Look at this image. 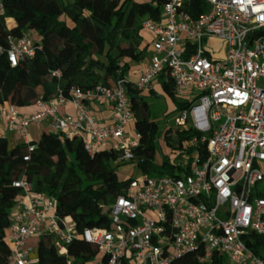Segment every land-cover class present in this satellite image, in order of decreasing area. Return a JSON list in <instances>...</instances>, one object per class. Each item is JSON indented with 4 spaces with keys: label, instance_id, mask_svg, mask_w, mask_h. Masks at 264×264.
Listing matches in <instances>:
<instances>
[{
    "label": "built area",
    "instance_id": "obj_1",
    "mask_svg": "<svg viewBox=\"0 0 264 264\" xmlns=\"http://www.w3.org/2000/svg\"><path fill=\"white\" fill-rule=\"evenodd\" d=\"M142 29L152 35V55L133 86L143 92L166 74L175 98L190 104L174 120L190 134L176 146L174 173L138 174L111 207V228L81 234L56 217L53 201L32 194L22 176L12 185L26 202H18L10 216L7 264H33L43 236L59 240L66 264H82L67 255L78 239L96 249L91 264H175L191 254L198 264H212L214 256L223 257V264H264L244 242L250 235L264 239V0H167L160 20H146ZM211 43L218 50L222 45L219 58ZM37 49L34 37L12 41L9 66L33 59ZM53 76L60 78L58 72ZM126 83L87 93L72 89L69 97L59 93L38 101V111L29 117L0 107V139L19 132L33 152L29 128L48 123L63 140L81 137L89 156L110 143L120 162L135 163L140 137L128 133L132 112ZM89 103L110 106V125L98 126ZM66 105L74 115L61 112Z\"/></svg>",
    "mask_w": 264,
    "mask_h": 264
},
{
    "label": "trees",
    "instance_id": "obj_2",
    "mask_svg": "<svg viewBox=\"0 0 264 264\" xmlns=\"http://www.w3.org/2000/svg\"><path fill=\"white\" fill-rule=\"evenodd\" d=\"M167 0H2L0 15V107L17 110L35 106L38 101H50L59 93L69 97L72 89L82 93L98 87L112 88L125 79L128 62L139 64L146 58L148 46H143L142 24L159 21ZM200 13L205 12V6ZM197 16V15H195ZM15 27L7 29L6 21ZM35 37L38 49L33 59L11 68L6 52L12 41ZM58 72L60 78L53 76ZM168 79L166 74H161ZM160 75V76H161ZM129 99L133 131L140 137L133 151L135 163L123 165L137 169L139 175L160 177L172 175V157L162 155L155 164L159 135L169 145L173 134L177 146L190 138L188 132L170 127L163 131L150 121V111L142 92L132 83L125 84ZM166 96L175 106L174 114L189 107V103L174 97L172 83L163 84ZM172 114V113H171ZM169 114V115H171ZM83 139L63 140L59 135L43 133L38 142L11 145L0 139V264H7L10 249L5 242L9 220L21 190L12 185L26 176L31 193L44 195L54 203V214L74 226L81 234L85 229L109 230L111 207L124 194L132 177L119 181L114 164L119 154L110 144L89 156L83 149ZM28 158V161H24ZM246 248L264 260V239L250 235ZM74 262L91 264L96 249L81 239L67 247ZM36 264H66L65 256L55 247L52 236H43L36 250ZM223 257L214 256L212 264H223ZM175 264H198L194 254L184 256Z\"/></svg>",
    "mask_w": 264,
    "mask_h": 264
},
{
    "label": "crops",
    "instance_id": "obj_3",
    "mask_svg": "<svg viewBox=\"0 0 264 264\" xmlns=\"http://www.w3.org/2000/svg\"><path fill=\"white\" fill-rule=\"evenodd\" d=\"M138 1V0H136ZM6 26L8 30H11L15 27V23L13 20H7ZM143 37V46H148L146 50V58L140 62L139 64H134L131 62H128L129 64V72L125 76V80L129 83H134L137 79V72L139 68L148 62L149 58L152 55L151 50V42H152V35L146 31H142L141 33ZM168 79L161 75L157 77L150 85L148 89L142 92L143 98H145V101L148 105L149 111H150V121L155 123L159 130H164L168 127L169 121L168 116L171 114V111L174 109L173 103L171 100L166 96L163 88V84L167 82ZM175 97V96H174ZM178 100V99H177ZM179 101V100H178ZM87 108L89 111L93 114L95 117L98 126H107L110 125V113L111 109L110 106L107 104H99V103H89L87 105ZM38 111V109L35 106L24 108L18 110V112L26 117H29L33 114H35ZM62 113L68 114V115H74L75 111L71 107V105H66L61 109ZM178 114H175L173 122ZM133 122H131L128 133H134L133 131ZM160 123H164L163 125H160ZM2 130L5 128L6 124L5 122L2 123ZM43 133H52L48 127V123H41L38 125H32L28 130L27 135V141L28 142H38L41 135ZM6 139L10 142V144L13 145H20L25 144V140L23 139V135L19 132H12L7 134ZM110 143H108L109 145ZM18 202H26V199L19 198ZM17 203L15 206H17ZM33 243V242H32Z\"/></svg>",
    "mask_w": 264,
    "mask_h": 264
},
{
    "label": "rangeland",
    "instance_id": "obj_4",
    "mask_svg": "<svg viewBox=\"0 0 264 264\" xmlns=\"http://www.w3.org/2000/svg\"><path fill=\"white\" fill-rule=\"evenodd\" d=\"M211 47L214 50L213 51L214 55L219 58L223 52L222 45H220L219 50H218V48H216V45L214 43H211ZM173 107H174V109L171 111L172 114L170 116H168L169 123H167V124H168V127L172 128L174 130L176 128V126L172 122H173V119L175 116V114L173 113V111L175 110V106L173 105ZM163 124L164 123H162V124L160 123V125H163ZM176 142H177V137L175 134H173L171 136V141H169V145H167L164 142L163 135L162 134L159 135V140H158V143L156 146V148H157V153L155 156V164L156 165L161 164L162 155H164L166 157H172V158L175 157V155L177 153V151L175 150L176 146H177ZM123 164H126V163L119 161V162L114 164V167H116V174H117L119 181H125V180L129 179L130 177L136 178L138 176L137 169H133L131 166L123 165ZM53 240H54L55 247L58 250V252L64 256H66V251L61 248L62 244H60L61 246L59 245V240L55 237H53ZM31 259H32V263L35 264L36 263V257L33 255V256H31Z\"/></svg>",
    "mask_w": 264,
    "mask_h": 264
}]
</instances>
